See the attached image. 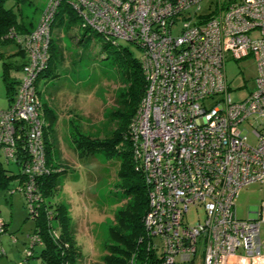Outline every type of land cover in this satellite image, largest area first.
Returning a JSON list of instances; mask_svg holds the SVG:
<instances>
[{
    "label": "built area",
    "instance_id": "obj_1",
    "mask_svg": "<svg viewBox=\"0 0 264 264\" xmlns=\"http://www.w3.org/2000/svg\"><path fill=\"white\" fill-rule=\"evenodd\" d=\"M62 1L83 27L141 49L146 85L129 137L147 187V254L157 264L192 263L200 249L203 264H264V201L246 219L233 207L241 187L264 182V0H214L207 13L200 12L203 0H48L35 28L19 39L29 62L13 103L0 109L6 160L15 157V122L26 125L23 193L30 211L40 198L36 179L48 173L35 83L48 62ZM248 56L255 62L254 84L236 101L225 63ZM244 124L252 128L254 145ZM189 206L204 212L192 226L183 222Z\"/></svg>",
    "mask_w": 264,
    "mask_h": 264
},
{
    "label": "rangeland",
    "instance_id": "obj_2",
    "mask_svg": "<svg viewBox=\"0 0 264 264\" xmlns=\"http://www.w3.org/2000/svg\"><path fill=\"white\" fill-rule=\"evenodd\" d=\"M28 1L30 5H24L23 12L35 23L48 0ZM211 1L214 0L201 2V13L208 12ZM13 4V0H8L5 6L11 7ZM190 10L193 11V8ZM66 14L71 18L72 12H64L60 8L51 25L55 75L44 87L42 83L39 89L41 100L54 115V120L47 127V135L53 141L55 163L62 168L58 173L59 184L52 201L66 206L70 223L76 231L75 244L81 252V263L89 264L92 260L100 261L104 245L108 242L107 230L127 198L122 180L118 178L119 161L100 153L77 155L72 143V137L76 138L77 135L73 131L90 139L107 138L116 127L115 120L109 114L116 110L115 100L126 91L127 81L122 63L114 54L108 55L100 51L97 37L90 39L87 33L80 44L76 43L75 31L67 25ZM78 33L81 35L82 30ZM255 36L256 33H253L252 37ZM112 40L116 46L127 49L133 58L141 57V49L134 43L117 37ZM17 50L13 43L0 46L5 60L13 63L21 61ZM1 64L0 58V66ZM225 73L232 98L236 101L244 99L252 89L256 76L253 58L248 56L239 60H227ZM10 75L15 78L21 76L14 69ZM46 121L50 122L48 119ZM241 128L247 130V143L254 145L256 139L252 128L246 124ZM0 163L10 170L9 175L19 172V167L10 159L6 162L1 151ZM18 183V179L14 177L5 188L0 189V219L7 229L0 233V264H17L25 257L27 251L24 243L28 241V234L33 227V221L28 217L24 205L25 195L18 189ZM262 201L264 182L244 185L234 199L236 216L246 219L249 209L259 206ZM203 216L202 207L189 206L183 222L192 226L202 221ZM29 264H39V261L31 258ZM174 264H203L200 249L192 263L176 258Z\"/></svg>",
    "mask_w": 264,
    "mask_h": 264
},
{
    "label": "trees",
    "instance_id": "obj_3",
    "mask_svg": "<svg viewBox=\"0 0 264 264\" xmlns=\"http://www.w3.org/2000/svg\"><path fill=\"white\" fill-rule=\"evenodd\" d=\"M6 1L8 0H0V46L13 43L17 46V54L21 56L19 63H13L6 61L0 52L2 60L1 77L8 102L6 108H9L15 99L24 67L29 62L28 52L24 45L19 42V39L30 34L35 28L37 21L33 23L25 16L26 13L23 12L24 5H30L28 0H13L14 4L11 7L5 6ZM60 8L64 12L68 10L70 13L72 12V15L70 14L71 18L68 14L65 17L67 18L68 26L78 29L75 32L76 43L80 44L87 33H89L88 38L90 39L97 37L100 51L108 55L114 54L115 58L122 63L124 77L127 81L126 91L115 100V104H117L116 110L109 114L115 120L116 127L107 138L90 139L89 137L78 135L74 131L73 133L77 135L76 138L71 136L73 149L78 155L88 156L100 153L114 157V159L119 161L118 178L122 180L123 191L127 198L124 205L115 214L113 224L107 230L108 242L104 245V254L99 258L100 261L92 260L89 264H131L132 262L133 264H157L155 258L153 260L151 255L147 254L145 247V230L142 219L148 208L147 187L136 169V163L131 157L129 137V125L135 118L146 85L139 59L133 58L127 49L112 43V38L107 39L104 35L96 33L88 27H83L80 19L69 6L63 4V1L55 12L53 22ZM79 30H82L81 35L78 33ZM54 50L50 34L48 62L46 67L38 73L35 83L36 96L40 101L38 111L44 122L43 144L48 173L36 179L40 198L34 201L31 208L32 211L29 210V202L25 198L24 205L27 209L28 217L33 221V227L31 233L28 234V241L24 243L27 251L25 257L17 264H29L31 258L37 259L39 264H82L80 249L75 244L76 231L70 223L66 206L52 201L59 184L58 173L62 171V168L55 163L53 141L47 135V127L54 120V115L41 100V89H39V86L40 88L45 86V83L55 75ZM8 55L11 56V53H8ZM13 69L20 72L21 76L19 78L10 75ZM46 119L50 120V122L47 123ZM16 122L14 135L15 157L11 161L19 167V172L16 175H9L10 170L3 167L2 163H0V189L5 188L9 180L16 177L19 182L18 189L24 191L27 178L22 170L24 163L29 160L25 147L26 125L23 121ZM6 162H9V160H6ZM6 230V225L3 221L0 233H4ZM0 254L2 253L0 252ZM149 257L150 259H148ZM146 260L149 262H146Z\"/></svg>",
    "mask_w": 264,
    "mask_h": 264
},
{
    "label": "crops",
    "instance_id": "obj_4",
    "mask_svg": "<svg viewBox=\"0 0 264 264\" xmlns=\"http://www.w3.org/2000/svg\"><path fill=\"white\" fill-rule=\"evenodd\" d=\"M1 75H2V65L0 66V109H5L8 106V102H7V99L5 96V87H4V82L2 80ZM54 158H55V153H54ZM59 167H60V165H59Z\"/></svg>",
    "mask_w": 264,
    "mask_h": 264
}]
</instances>
